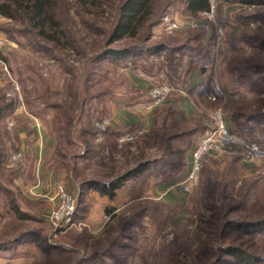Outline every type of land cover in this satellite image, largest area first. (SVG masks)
I'll use <instances>...</instances> for the list:
<instances>
[{"label": "rangeland", "instance_id": "rangeland-1", "mask_svg": "<svg viewBox=\"0 0 264 264\" xmlns=\"http://www.w3.org/2000/svg\"><path fill=\"white\" fill-rule=\"evenodd\" d=\"M154 2L159 11L169 3L161 16L176 22L178 29L167 34L159 17L156 24L144 32L141 43L126 40L113 47L141 44L149 48L164 44L169 48L120 61L106 59L87 63V57L78 53L95 50L97 41L103 40L101 34L112 21L111 15L107 16L109 9L95 17L83 13L76 0H59L56 14L68 32L71 46L65 50L54 49L51 44L28 34L20 16L8 19L0 15V94L13 106L0 121V136L4 135L9 153L0 165V192H5L0 196L1 240L3 232L19 220L8 207L6 196L10 195L7 193L18 195L21 209L26 210L29 205L28 202L23 204L25 207L22 205V194L6 177L21 168L9 165L14 153L24 154V150L18 148V127H29V130L38 124L48 133L53 146L47 157L59 170H55V174L64 181L54 187L53 198L37 199L30 204L34 211L32 216L25 213L28 219L20 222L23 224L21 232L30 229L47 236V219L58 203L59 190L74 194L79 203V187L85 179L107 182L139 162L149 163L146 173L126 182L115 192L114 205L104 208L107 219L100 220L101 224L93 226L89 220L95 216L90 202L92 192H89L81 205L83 214H76L77 221L72 227L50 244L59 250L45 254L24 240L15 249L16 244L11 245L12 252L0 251V264H231L232 258L221 251L227 245L240 246L241 242L251 246L249 252L259 254L261 263L258 264H264V234L235 243H231L235 236L222 237L223 241L219 237L222 224L264 214V161L244 162L238 156L216 150L204 162L193 191L186 193L178 183L189 169L196 140L213 127L217 109L200 107L188 99L184 102L185 112L187 115L197 113V117L178 114L169 119L166 132L160 129V123L155 129L152 124L162 104L177 93L188 96L185 86L188 77L189 86L201 77L202 82L212 84L211 97L218 100L217 106L222 108L227 128L264 148V50L258 45L259 40H264V5L209 0L214 5V17L205 21L200 15L189 17L181 0ZM84 21L89 25L85 26ZM215 28L221 29L223 34L217 36L211 49L204 36L213 34ZM195 35H199L197 40H187ZM193 64L197 70L188 75V68ZM145 72L154 80L150 91L165 83L173 88L164 103L152 111L146 110L152 113L148 117L149 128L121 147L117 140L130 134L129 129L128 132L120 130L115 136L111 134L108 140L104 135L101 142H96L95 137L88 138L90 144L86 152L82 140L73 135L74 127L78 130L86 124L88 116L92 122L99 114L110 118L113 107L137 103L139 93L134 92L130 84L146 86L143 83L148 80ZM86 73L90 76L85 83ZM14 85L18 88L16 95L8 97ZM68 116L73 119L70 145L60 130ZM191 128L197 131L179 135ZM163 134L164 138H173L167 147L161 140ZM68 178L74 180V183L69 182V187ZM251 182L253 191L244 192ZM5 187L10 192H6ZM23 191L30 198L35 196L31 188ZM255 195L257 202L253 203ZM244 208L249 209L251 215H244ZM13 235L7 236L8 239ZM17 258L21 260H13Z\"/></svg>", "mask_w": 264, "mask_h": 264}, {"label": "trees", "instance_id": "trees-1", "mask_svg": "<svg viewBox=\"0 0 264 264\" xmlns=\"http://www.w3.org/2000/svg\"><path fill=\"white\" fill-rule=\"evenodd\" d=\"M115 1L114 4H111L109 0H76V3L80 6V10L90 16H98L103 15L109 9L110 13L107 16L111 15V22L109 21V28L106 32H103V40L97 41L95 46L97 47L95 50L89 51L87 54L82 50V52H78L82 56H86V62L91 63L100 62L102 60L111 59L113 61H120L127 59L132 56L142 55L144 52H148L150 54L157 53L159 51H163L169 48V46H165L164 44L151 46L149 48H144L141 44H123L118 47H113V45L118 44L120 42L126 40H138L140 43L142 39H144V32H148L151 27H153L156 22L158 21L159 17L161 18L164 9L169 6V3L166 2L164 6L160 8V11L156 9L154 0H113ZM184 5L185 13L192 18L199 17L200 13L208 11L210 9L209 0H181ZM226 2H236L240 5L246 6H254V5H264V0H225ZM59 4V0H0V15L12 19L15 16H20L24 22L26 30L28 34L34 36L39 41H43L45 43H49L52 45L54 49H62L65 50L66 47L70 48L69 36L68 32L64 29V26L61 20L58 18L56 14L57 6ZM159 11V12H158ZM113 15V16H112ZM113 17V19H112ZM163 18V17H162ZM161 18V20H162ZM85 26L89 24L87 22H83ZM91 26L94 27L93 24ZM215 35V37H214ZM217 28L213 30V34L210 36L205 35L204 39L211 44V49L213 48V44L216 43L217 40ZM199 35H195L192 38H187L197 40ZM186 40V41H187ZM259 48L264 50V40H259ZM91 47V46H90ZM88 46V48H90ZM210 49V50H211ZM195 65V64H193ZM203 67V66H202ZM190 68H188L189 70ZM203 69V68H202ZM201 69V71H202ZM146 73V72H145ZM149 75V73H146ZM90 73H86L85 75V83L88 81ZM86 92V91H84ZM134 92L139 93L137 96V103L140 105H147L150 102L149 95L144 97V93H140L136 90ZM150 92V88L148 93ZM213 88L210 82H201L198 86H195L193 89V94H195L198 98V101L205 106L208 107H215L216 109H220L222 113V117L226 120L222 108L217 106L218 100L210 99L212 96ZM87 93V92H86ZM88 94H86V98ZM221 98H219L220 100ZM86 99H84V103ZM13 108L12 103L8 101L4 95L0 94V121L7 112L11 111ZM84 109L82 110V112ZM177 108L175 103L169 104H162L160 109L156 111V114L153 117V127H157L158 123H160V129L163 132H166L167 123L170 118L177 117ZM104 115L99 114L95 116L93 122L91 117L88 116V121L86 124L80 126L77 130L74 127L73 135L76 137L78 136L79 140H82L85 147L84 150L88 151V146L90 144L88 138L94 139L96 130L94 128V120L101 119ZM230 119V118H229ZM72 118L66 117L64 125H61L60 130L62 131L63 138L65 141H69V145L71 144V127H72ZM5 127V126H4ZM159 128V127H158ZM197 131L195 128L186 129L183 132H180L179 135H188L192 133V131ZM109 128L104 133V139L110 138ZM232 132V131H231ZM77 133V134H76ZM234 134L240 136L238 133L233 132ZM7 134V133H6ZM4 135L0 136V165L4 163L8 156V146L7 143L4 141ZM87 137V138H84ZM181 137V136H177ZM243 139L249 140L245 137L240 136ZM136 139V138H135ZM173 138L167 137L164 138V134L161 136V140L163 143L169 145L170 141ZM77 140V138H76ZM106 140V141H107ZM75 141V140H74ZM91 141V140H90ZM251 141V140H249ZM165 147V148H166ZM83 153V152H82ZM82 155V154H81ZM60 157H64V155H60ZM83 158V156H81ZM80 157V158H81ZM78 158V157H77ZM75 158V159H77ZM79 161V160H78ZM149 163L147 161L139 162L135 166L131 167L130 169L124 171L121 174H118L110 181L101 182L95 179L87 178L80 184V201L77 202L76 210L72 216V223L77 221L76 214H83V206L87 199V194L89 192H98L101 195H105L110 199H113L115 196V192L120 189L126 182L137 180L138 177L142 176L146 173L148 169ZM75 168V165H74ZM73 168V170H75ZM201 172V171H200ZM8 176V183L13 177V173L6 174ZM255 183V182H253ZM252 185L249 184L248 189L244 192L253 191V188L250 187ZM4 186V185H2ZM6 192L8 191L5 187ZM84 192V194H82ZM86 192V193H85ZM2 193L0 192V196ZM250 193V192H249ZM10 195L9 197L6 196L8 200V207L13 211L21 222L26 218L24 212H22L17 203L15 202V196L11 193H7ZM6 194V195H7ZM248 195V194H247ZM244 196V195H243ZM241 199L242 196H240ZM258 196L252 197L253 203H256ZM87 203V202H86ZM241 203V202H240ZM244 204V202H243ZM244 212L246 216L251 215L249 209L244 208ZM264 211V210H263ZM244 221L239 222H227L224 225L222 224L219 232V237H230L235 236L231 243L238 242L245 238V237H257L264 234V214H254L252 217H245ZM82 220V219H81ZM23 224H16L3 232V239H0V251L4 252H12V249L18 247V245L24 243V240L32 243L36 246L40 251L45 254H51L56 250H59V247L51 246L47 240V236H41L40 233L36 230H25L21 232V227ZM20 231V232H19ZM15 234V235H13ZM10 237L13 235L11 239L4 237ZM223 241V239H222ZM16 244V245H15ZM11 245H15L13 248ZM246 247V248H244ZM251 246H248L246 242H241L240 246H234L233 244L227 245L224 250H220L222 253L224 252L225 255L232 258L233 262L231 264H258L261 263V258L259 254H253V252H249L248 249ZM261 255V254H260Z\"/></svg>", "mask_w": 264, "mask_h": 264}, {"label": "crops", "instance_id": "crops-1", "mask_svg": "<svg viewBox=\"0 0 264 264\" xmlns=\"http://www.w3.org/2000/svg\"><path fill=\"white\" fill-rule=\"evenodd\" d=\"M238 4V3H237ZM188 75L191 72H195L196 66L192 65L189 67ZM204 75V74H203ZM148 78L147 81L143 82L147 85L142 88L141 86H138L136 83L130 84L132 87L135 88L136 91L140 93L147 94V91L152 86V83L154 80L151 78V75H147ZM204 77V76H203ZM206 78V74H205ZM189 79V77H188ZM187 79V82L185 83V86L188 91V96H184L183 94L177 93L173 97H171L166 103H175L177 108V116L178 114H181L182 117H197L196 114H190L187 115L185 112V101L189 99L194 104L205 108L206 106L203 105L198 101V98L195 94L191 95L193 92V88L199 85L202 82V78L200 77L198 81H196L193 85L189 86V81ZM165 103V104H166ZM146 105H140L136 104L135 102L130 103L128 107L118 106L113 107L110 110L109 117H110V127H109V134L112 136L118 135L117 133L121 130L124 132L126 130H130L131 133H135L137 131H142L143 133L146 132V129L149 128L150 125V119L148 122V117L152 115V113H148L145 108ZM128 108V109H126ZM190 111V110H187ZM140 115H139V114ZM150 118V117H149ZM148 125V126H147ZM38 124H35L32 126L29 130L28 128H20L18 127L16 129V134L18 137V148H21L24 150L25 159L22 165H20L21 168L19 170L13 171V177L10 180V184L13 188L17 190V192H20L22 194L21 197H23L22 205L26 204V202L29 203V205L25 208L26 210L21 209V206L19 205V198L18 195L15 196V202L20 206L19 209H21L24 213H29V215L32 216L34 210H31L30 204H33L34 201H37V199L43 200L42 198L51 199L53 196V192H55L54 187L56 185H59L61 183H64L62 178L57 176L55 174L56 168L53 167V164L49 161V158L47 157L48 154L51 152L53 142L43 129L39 128ZM27 132V135H26ZM128 132V131H126ZM130 133V134H131ZM29 134V135H28ZM124 134V133H123ZM31 135V136H30ZM191 158V157H190ZM52 164V165H51ZM53 167V168H52ZM66 178V175L65 177ZM69 182L74 183V180L71 178H68L66 181L67 187H69ZM26 188L27 190L29 188L33 189L35 192V196L32 198L24 195L22 192L23 189ZM117 191H120L119 189ZM116 191V192H117ZM40 197V198H39ZM114 199H110L105 195H101L98 192H92L90 194V202L92 209L94 210L93 214L95 215L92 220L93 226L94 224H101V214L104 212V208L110 207L114 205ZM25 207V205H23ZM19 224L21 221L17 220ZM30 224V223H29ZM14 261L21 260V258L13 259Z\"/></svg>", "mask_w": 264, "mask_h": 264}, {"label": "built area", "instance_id": "built-area-1", "mask_svg": "<svg viewBox=\"0 0 264 264\" xmlns=\"http://www.w3.org/2000/svg\"><path fill=\"white\" fill-rule=\"evenodd\" d=\"M203 20H213L214 17V5L210 4L208 11L200 13ZM161 25L167 34H172L178 29V24L170 20L167 16L162 19ZM222 30L217 31L218 36H222ZM18 90L17 86L14 85V89L7 93L8 97H14L15 91ZM173 88L165 83L155 86L149 92L150 102L145 106L147 110H153L157 106L164 103L168 96L171 94ZM212 100L214 98L210 97ZM110 126V118L102 117L101 119L94 120V128L96 130L95 141L101 142L104 133ZM143 134L142 131L135 133L126 134L125 136L117 140L119 147L122 144L133 141L137 135ZM222 150L240 157L244 162H251L254 160L264 161V148L257 142H252L241 138L240 136L231 132L222 117L220 109L214 112V125L207 129L195 142V145L191 151V158L189 169L183 176L182 180L179 181V185L183 188L184 192L190 193L193 191L198 183L199 174L202 170V166L206 159L216 151ZM25 159V155L20 151L14 153L10 160V167L21 165ZM58 203L49 213L48 222V234L47 240L50 244L55 243L60 234L66 232L72 227V216L76 210L77 199L74 194L67 193L66 191L59 190ZM107 215L105 212L101 214V220H106Z\"/></svg>", "mask_w": 264, "mask_h": 264}]
</instances>
